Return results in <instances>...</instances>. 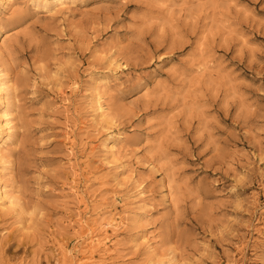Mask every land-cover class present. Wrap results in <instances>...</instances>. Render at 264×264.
Wrapping results in <instances>:
<instances>
[{
    "label": "rangeland",
    "instance_id": "1",
    "mask_svg": "<svg viewBox=\"0 0 264 264\" xmlns=\"http://www.w3.org/2000/svg\"><path fill=\"white\" fill-rule=\"evenodd\" d=\"M37 2L0 4V264H85L102 220L105 264H264V0Z\"/></svg>",
    "mask_w": 264,
    "mask_h": 264
},
{
    "label": "bare ground",
    "instance_id": "2",
    "mask_svg": "<svg viewBox=\"0 0 264 264\" xmlns=\"http://www.w3.org/2000/svg\"><path fill=\"white\" fill-rule=\"evenodd\" d=\"M3 0H0V4ZM50 1V2H48ZM66 0H38L37 4L42 7L46 12L51 13L54 9L59 6L65 5ZM11 87L8 85V80L5 75L0 71V105H3L1 109L2 122H0V208L8 209L10 207L16 206V198L7 190V184L4 177L6 176V171L10 161L8 159V148L13 144V139L16 135V124L14 123L15 117L12 116L10 112V94ZM98 90L96 87L95 91ZM96 111L99 116H105V108L101 102L100 92H96ZM107 149L111 154H114L113 149L115 148V142L110 145H106ZM87 227L88 222H85ZM92 226H89L91 229ZM114 230L113 224L108 220H102L98 222V226L92 228L91 232H97L95 235H91L89 239L84 243V248L87 249L89 253L88 256L84 255L85 264H105L107 255L109 252L110 236L106 235L107 229ZM98 252L95 253L94 252ZM86 252V253H87ZM97 255V260L93 261L94 256ZM92 260V261H91ZM90 261V262H89ZM77 264H82L78 261Z\"/></svg>",
    "mask_w": 264,
    "mask_h": 264
}]
</instances>
